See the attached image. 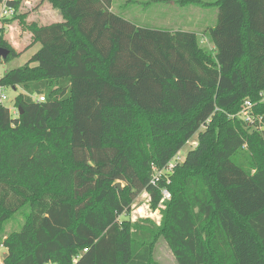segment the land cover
<instances>
[{
  "label": "trees",
  "instance_id": "trees-1",
  "mask_svg": "<svg viewBox=\"0 0 264 264\" xmlns=\"http://www.w3.org/2000/svg\"><path fill=\"white\" fill-rule=\"evenodd\" d=\"M40 1L61 21L23 23L40 48L0 79V98L23 91L19 117L0 103V264H152L160 237L178 264H264V31L252 17L264 0L181 1L217 8L213 52L194 32L140 27L114 0ZM0 47L19 55L1 35ZM247 101L254 125L239 116ZM164 189L161 223L123 218L143 193L157 209Z\"/></svg>",
  "mask_w": 264,
  "mask_h": 264
},
{
  "label": "rangeland",
  "instance_id": "rangeland-1",
  "mask_svg": "<svg viewBox=\"0 0 264 264\" xmlns=\"http://www.w3.org/2000/svg\"><path fill=\"white\" fill-rule=\"evenodd\" d=\"M181 1L182 0H114L112 9L117 14L129 17V19L135 21L140 27L148 29L194 32L195 29L192 25H189L190 21L200 26L206 24L207 27L203 32L195 31L194 33L198 34V43L200 47L213 52L214 46L209 39H207L206 33L216 24L217 8L213 6L197 7L193 5H182ZM202 1L214 3L217 0ZM172 4L174 5L172 6ZM60 18V14L50 3H42L40 0H27L19 7L17 17L8 19L5 22L3 21V30L1 29L0 35L3 36L4 41L10 44L19 55L16 59L11 61L3 60L0 67V79L4 77L7 72L25 65L30 57L40 48V45H37L38 47L36 45H31L32 39L30 33L24 29L23 23L27 25L32 23L49 25L52 24V22L56 23L61 21ZM22 92L21 88L16 90L13 88H5L2 91L6 97L3 105L10 110L13 117H15L16 98ZM197 143L198 134L187 143L180 152V156L185 160L187 154L197 146ZM184 160L181 162H184ZM154 173L159 176V180L163 177L168 179L169 174H174V169H156ZM120 184L122 188L124 184ZM149 201L148 194L143 193L133 203L131 213L124 215L125 217L123 218L129 219L132 222L143 219L155 222L156 224L161 223V211L166 209V202L168 201H165L163 204L164 208H161V200L155 210H153ZM26 210L27 208L18 212L5 224L1 236H7L21 230L26 220V214L24 213ZM6 253L7 250L5 247L0 245V263H3ZM152 264H178L164 237H160L155 244Z\"/></svg>",
  "mask_w": 264,
  "mask_h": 264
},
{
  "label": "built area",
  "instance_id": "built-area-1",
  "mask_svg": "<svg viewBox=\"0 0 264 264\" xmlns=\"http://www.w3.org/2000/svg\"><path fill=\"white\" fill-rule=\"evenodd\" d=\"M16 13H17L16 9L13 8V7H10L9 5H7L6 2H4L1 5V7H0V33H1V29L3 28V21L15 17ZM36 99H37V102H44L45 101L44 97H39V98H36ZM5 100H6V97L2 93L1 98H0V103H3ZM253 106L254 105L250 101H247L245 103L241 113L239 114V116H241L248 124H251V125H254L256 120H258L253 115ZM14 113H15V117H19V111H18L17 108L15 109ZM260 129H262V128H260ZM182 160H184V159L180 156V153H179L176 156V158L170 163V165L167 168V170L174 169L175 166L177 165V163H182L181 162ZM154 171H156V169H154ZM158 182H159V176L158 175H154L153 184H156ZM162 195H163V197H162V201H161L160 207L164 208L163 204L165 203V201H170L171 198H172V195L167 189H164L162 191ZM84 252H87V249L84 250ZM74 263H76V261Z\"/></svg>",
  "mask_w": 264,
  "mask_h": 264
},
{
  "label": "crops",
  "instance_id": "crops-1",
  "mask_svg": "<svg viewBox=\"0 0 264 264\" xmlns=\"http://www.w3.org/2000/svg\"><path fill=\"white\" fill-rule=\"evenodd\" d=\"M160 1V0H159ZM174 4H172L173 6ZM113 10V9H112ZM252 17H253V24L256 28H258L259 30L264 31V4L260 5V10L257 12H253L252 13ZM129 19V17H127ZM61 19V18H60ZM131 20V19H130ZM59 22V21H58ZM54 23V22H52ZM194 22L190 21V26L192 25V27L195 29V31H200L203 32L205 30V28L207 27V25H197L196 23L193 24ZM194 31V32H195ZM197 34V33H196ZM203 34V33H202ZM198 35V34H197ZM31 36V35H30ZM32 42V41H31ZM39 44H36V46ZM35 46V45H34ZM38 47V46H37ZM40 47V46H39ZM31 58V57H30Z\"/></svg>",
  "mask_w": 264,
  "mask_h": 264
},
{
  "label": "water",
  "instance_id": "water-1",
  "mask_svg": "<svg viewBox=\"0 0 264 264\" xmlns=\"http://www.w3.org/2000/svg\"><path fill=\"white\" fill-rule=\"evenodd\" d=\"M9 55H10V51L9 50H6V49L0 47V60H6ZM20 115H21V112H20ZM116 186L118 188H121V184L120 183H118ZM7 256H8V254L6 253L4 258H6Z\"/></svg>",
  "mask_w": 264,
  "mask_h": 264
}]
</instances>
